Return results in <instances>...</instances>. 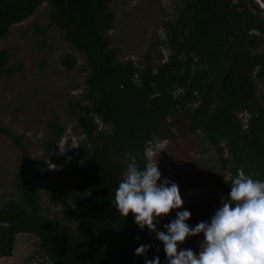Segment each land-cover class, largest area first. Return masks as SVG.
Returning <instances> with one entry per match:
<instances>
[{"label":"trees","instance_id":"trees-1","mask_svg":"<svg viewBox=\"0 0 264 264\" xmlns=\"http://www.w3.org/2000/svg\"><path fill=\"white\" fill-rule=\"evenodd\" d=\"M115 1L0 0V39L45 3L48 26L82 56L84 72L82 92L64 103L77 138L74 152H63L57 161L56 175L71 187L59 193L64 200L59 209L43 208L39 190L50 176L44 162L65 134L57 116L50 113L33 144L0 127V135L19 152L14 193L0 200V222L11 225L0 227V258L12 255L16 235L28 234L48 264H145L135 250L148 243L154 247L147 259L159 256L166 264L155 233L141 230L131 212L123 217L113 203L128 164L146 166L148 142L195 138L212 151L225 177L223 200L206 198L172 210L158 218L159 231L177 211H190L191 227L210 222L227 200L237 169L264 181V22L251 12V1L177 0L171 16L160 9L164 40L154 36L136 62L122 60V52L111 46ZM6 58L0 51V79L13 73ZM59 64L70 70L76 58L65 54ZM30 147L38 157L31 156Z\"/></svg>","mask_w":264,"mask_h":264},{"label":"rangeland","instance_id":"rangeland-1","mask_svg":"<svg viewBox=\"0 0 264 264\" xmlns=\"http://www.w3.org/2000/svg\"><path fill=\"white\" fill-rule=\"evenodd\" d=\"M173 3L177 0H118L110 4L116 16L115 27L110 32L111 46L122 52V60L140 61L154 36L160 42L164 40V31L160 28L163 17L159 10L171 16ZM47 9L45 3L40 4L30 17L11 26L0 39V51L7 54L6 68L13 70V73H4L0 79V127L10 131L21 143L30 140L33 144L41 137L43 124L51 112L64 126L65 134L56 153L44 162L50 176L39 183L42 207L54 210L63 205L59 193L71 190L68 181L56 175L61 168L57 161L60 162L61 154L74 152L77 138L72 131L73 121L65 118L64 103L76 99L82 92L84 72L81 71L82 56L62 40L59 30L48 26ZM40 28L45 29L44 34H38ZM159 50L164 60L167 50L162 43ZM65 54L76 58V64L70 70L59 64ZM30 149L31 156L38 157L35 147ZM157 154L161 178H167L179 187L184 202L181 208L206 198H222L225 177L219 173L212 151L201 146L195 138L166 142ZM18 162L17 148L0 135V200L4 195L14 193L12 179ZM203 239V234L188 237L178 245V250L188 248L198 253ZM0 264L48 262L32 236L18 234L12 255L0 258Z\"/></svg>","mask_w":264,"mask_h":264},{"label":"clouds","instance_id":"clouds-1","mask_svg":"<svg viewBox=\"0 0 264 264\" xmlns=\"http://www.w3.org/2000/svg\"><path fill=\"white\" fill-rule=\"evenodd\" d=\"M230 189L227 200L219 204L210 222L201 221L191 227L186 223L190 211H177L176 218L159 231L158 218L180 209L184 203L179 187L161 178L157 162L143 169L129 163L115 190L113 203L120 215L127 217L131 212L141 230L147 227L149 233H155L163 244L166 264H264V181L237 169ZM10 226L8 221L0 222L4 229ZM199 233H203L204 239L198 253L188 248L178 250L186 238ZM149 247L141 244L135 254L144 256L145 264H160L159 256L147 259Z\"/></svg>","mask_w":264,"mask_h":264},{"label":"built area","instance_id":"built-area-1","mask_svg":"<svg viewBox=\"0 0 264 264\" xmlns=\"http://www.w3.org/2000/svg\"><path fill=\"white\" fill-rule=\"evenodd\" d=\"M166 144V141H153V142H148L145 146L144 149V155L146 158V166L148 164H153L154 163V156L160 151V148ZM61 166V165H60ZM151 247H154V245L151 243Z\"/></svg>","mask_w":264,"mask_h":264},{"label":"water","instance_id":"water-1","mask_svg":"<svg viewBox=\"0 0 264 264\" xmlns=\"http://www.w3.org/2000/svg\"><path fill=\"white\" fill-rule=\"evenodd\" d=\"M251 5L250 10L251 12L257 16L261 21L264 22V5L259 0H250Z\"/></svg>","mask_w":264,"mask_h":264}]
</instances>
